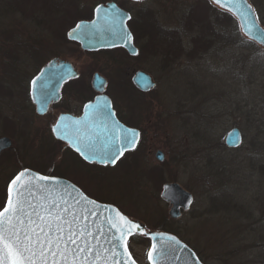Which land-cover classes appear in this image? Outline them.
I'll use <instances>...</instances> for the list:
<instances>
[{"label":"rangeland","instance_id":"374dc122","mask_svg":"<svg viewBox=\"0 0 264 264\" xmlns=\"http://www.w3.org/2000/svg\"><path fill=\"white\" fill-rule=\"evenodd\" d=\"M99 1L0 0V137L12 142L0 152V209L8 181L23 168L67 174L147 231L175 230L205 264H264V71H250L255 63L264 64V49L207 0H118L136 14L142 8L149 32L143 31L146 38L140 41L144 65L130 69L132 61L119 63L124 51L86 53L66 37ZM249 1L264 27V0ZM203 3L207 14L189 18L192 9L206 8ZM190 50L193 57L186 53ZM52 57L76 65L81 94L68 95L67 87L50 112L38 115L29 81ZM138 68L155 79L149 92L131 83ZM94 72L107 78L104 91L118 106L125 108V100L134 97L127 122L140 124L144 136L113 170L66 173L65 151L52 139L49 124L67 105L75 107L94 94ZM233 127L242 135L237 148L224 143ZM157 151L163 153L161 161ZM170 182L193 195L178 218L169 215L171 205L161 197ZM149 244L143 235L129 238L139 264H148Z\"/></svg>","mask_w":264,"mask_h":264},{"label":"snow or ice","instance_id":"6c2138e0","mask_svg":"<svg viewBox=\"0 0 264 264\" xmlns=\"http://www.w3.org/2000/svg\"><path fill=\"white\" fill-rule=\"evenodd\" d=\"M215 2L220 3V0ZM100 11V8L96 9L97 13ZM82 27L78 24L73 31ZM257 28V25H249V34L256 36ZM259 35L264 37V32ZM126 38L130 39V35ZM42 77L43 73L32 81L34 89ZM105 107L106 101L98 102L95 106L89 105L93 116L90 118L86 115L83 120L73 121L75 131L72 134H69L67 125L58 124L53 131L57 134L63 132L62 138L68 140L86 159L99 154L101 163L114 164L126 145L135 144L137 133L130 131L121 135V130L116 128L109 138L115 144V151L107 147L98 151L96 140L99 132L95 119ZM104 131H108L106 125ZM25 176L26 171H22L12 179L7 204L0 210V264H135L127 244L134 229L142 231L139 224L127 220L112 208L101 210L95 200L87 197L70 200L68 188L71 186H64L65 194H57L49 183H34L42 181L55 185L57 181L50 176H28L27 180H22ZM81 201H87V204ZM112 212L115 215H103ZM151 238L153 241L157 239L156 236ZM159 239L164 241L165 237ZM167 240L186 247L174 237H168ZM166 250L175 249H167V246L158 249L157 244L152 243L147 253L150 264H161V257L166 255Z\"/></svg>","mask_w":264,"mask_h":264},{"label":"water","instance_id":"95a60500","mask_svg":"<svg viewBox=\"0 0 264 264\" xmlns=\"http://www.w3.org/2000/svg\"><path fill=\"white\" fill-rule=\"evenodd\" d=\"M214 4L220 6L222 9L229 11L233 14L239 24V28L241 33L249 40L254 41L262 48H264V37L259 35L260 32H264V27L258 20L256 12L252 5L249 3L248 0H220V3H216L215 0H211ZM100 8L101 11L99 13L96 12V9ZM129 18V13L124 11L123 9L119 8L115 3H108L106 5H98L94 11V17L89 21H83L77 23L73 28L68 30L67 37L70 40H74L80 43L82 49L86 50H98L116 46L124 47L129 53L134 54L135 48L132 43V35L127 27V20ZM93 22H95V26H93ZM80 24L83 27L77 31H73L76 29V26ZM249 25H257V35L252 36L248 32ZM71 34V35H70ZM130 35V39L126 37ZM63 66V67H62ZM43 73V77L41 80L37 81L35 89L33 88L31 82V99L35 104L36 111L39 114H43L47 111L48 106L51 102H56L60 98V89L64 81L68 80L72 76H76V72L73 70V66L69 61H65L62 59H51L42 67L40 73L33 79L35 80L37 77L41 76ZM32 80V81H33ZM134 84L143 91H148L155 86V81L153 80L152 76L144 71H139L135 74L133 78ZM106 81L105 79L95 73L92 78V86L96 91L103 92L105 89ZM46 85V87H44ZM102 85V86H101ZM103 96V95H102ZM95 124L97 125V131L99 135L97 136L96 140V148L98 151H102L107 147L110 151H115V144L110 142V137L112 136V131L116 128L121 130V135H126L130 131L127 127L122 125L111 112V110L105 109L103 113L96 117ZM107 126L108 131H104V126ZM135 132V131H134ZM136 133V132H135ZM137 142V137H136ZM135 142V143H136ZM224 142L228 147H238L242 143V135L240 130L237 127L231 128L225 135ZM12 142L7 136L0 137V152L6 149H11ZM132 145H126L124 151L131 148ZM123 151V152H124ZM120 156V155H119ZM118 156V157H119ZM156 158L158 160L163 159V153L161 151L156 152ZM96 158L100 162L102 157L97 154ZM26 171V176L22 177V180H27L28 176L37 177L43 175L37 171H34L30 168H24L18 171L16 175L20 172ZM15 176L12 178L14 179ZM47 176V175H44ZM52 177L57 183L55 185L51 184L50 182H42V181H35V184L41 183H49L50 187H54L57 194H65L64 186H71L68 188V192L70 195L68 198L72 200L73 198L79 199L80 196L87 197L90 200H94L88 197L86 194L82 192L80 188L74 185L69 180L64 178ZM9 181L7 188H6V200L4 206L7 204L8 199V189L10 187L11 181ZM74 189V190H73ZM161 197L168 203H170L169 215L172 218H178L181 214V210L186 211L189 209L193 196L192 194L181 187L176 182L165 183L162 187ZM99 205V208L102 210L104 208H112L115 211H119L121 215H123L127 220L139 224L141 226L142 231L133 230L132 235H144L149 238L150 245L148 251L152 245V243H156L158 249L161 247L167 246V249L174 248V251L166 250V255L161 257V264H203L196 253L190 248L186 243L180 240L176 235L173 233L162 231V230H149L147 231L145 226L134 219H131L124 215L116 206L106 203H101L96 201ZM83 204H87V201H81ZM87 207L91 208V205H87ZM2 210V208L0 209ZM115 215V212L112 213H104L103 215ZM102 218V217H100ZM99 223V219L96 221ZM152 236H156L157 239L155 241L152 240ZM165 237L164 241H161L159 237ZM168 237H174L175 240L180 242V245H184L186 247H180L179 245H175L173 241L167 240ZM128 247V244H127ZM147 251V253H148ZM128 252L131 255L132 259L137 261L132 256L129 247ZM148 264L150 261L147 258Z\"/></svg>","mask_w":264,"mask_h":264},{"label":"flooded vegetation","instance_id":"af4514ba","mask_svg":"<svg viewBox=\"0 0 264 264\" xmlns=\"http://www.w3.org/2000/svg\"><path fill=\"white\" fill-rule=\"evenodd\" d=\"M117 1L118 0H101V1L97 2L95 4V6H94L89 18L88 17L87 18H80L71 27L75 26L79 22L91 20L94 17L95 8L98 5H100V4L106 5L108 3H115L119 8H121V9H123L126 12L129 13V18H128L126 24H127V27L129 29L131 35H132V43H133V46H134V48L136 50L134 54L129 53L122 46H116V47H110V48H104V49H98V50H84V49H82L80 47L79 43H77V42H74V43H76L82 49V51H84L86 53L108 52V51L119 50L120 49L121 51L125 52V54H122V55H125V57H122L120 59L119 63L120 62L122 63V62L126 61V59H127V60L132 61V63H133V66L130 69H133V68H136V67H141L144 64H143V62L139 61V59H140L139 55H140L141 51H143L142 46L140 45V41L142 40V38H144V37L146 38V35L142 36V35H144L143 31H147L148 32V30L145 29V26L143 24V18H142V15L145 14V13H143V10L141 8V11L138 10V13L136 14L131 8H128V7L124 6V5H121V3L117 2ZM124 1L127 2V3L136 4V3H140V2L145 1V0H124ZM207 1H209V3L211 4L212 8H215L216 10H220V11L222 10L220 6L214 4L211 0H207ZM164 29L165 28L162 29V34H164V32H165ZM140 31H142V32H140ZM158 32L161 33L159 30H158ZM162 34L161 35L158 34V35L160 37H162ZM66 37H67V32H66ZM145 40H146V43H147V39H145ZM160 41H162V38L160 39ZM160 57L163 58V59L166 58L167 57V53H162L160 55ZM52 58H58V57H52ZM136 61L139 62V63H137ZM72 66H73V70L76 72V76H72L68 80L63 82V84L61 86L60 98L56 102H51L49 104V107H48L49 112L51 111L52 107L55 105L54 103H58L64 97L63 94L66 95L65 89H67V87H69L67 89V91H66L68 93V95L69 94H73V93H75L76 95H77V93L81 94L80 93V90H81L80 84H78V81L81 79V72L78 69H76V67H75L76 65H74L73 63H72ZM40 70H41V68L38 70V72L29 81V99H30V103H32L33 106H34L35 112H36L35 104L33 103L32 99L30 97L31 96V94H30V86H31L32 80L39 74ZM139 71H144V72L148 73L143 68H138L137 70H135L132 73V76L130 77L131 83L136 87V89L139 92H143V93L149 92L152 89H150L148 91H143V90L139 89L133 82V78H134L135 74L137 72H139ZM95 73H99V72H94L92 74V78H93ZM100 75H102V74H100ZM102 76L106 80V86H105V90H106L107 85H108L107 78L104 75H102ZM92 78H91V80H92ZM152 78L155 81L153 76H152ZM90 86L92 87V90L94 91V94L89 99H86V100L82 101V103H80V104L78 102V105H76L75 107H70L69 108L68 105H67L66 106L67 107L66 110L59 112L55 116L53 121L49 124V132H50V135H51L52 139H54L56 142H59L62 145V147H63V149L65 151L66 157H65V162H64V165H63V167H64L63 170H65L66 173H67V171H75L76 173H81V170H83V171H85V170H87V171L88 170L89 171L93 170L96 173L97 172H101L102 173L103 171H106V170H113L117 166V164L123 159V157L126 154L131 153V151H133V149L135 148L134 147L135 144H134V145H132L131 148L125 150V152L120 157H118L116 159L114 164L113 163H101L96 158V155L92 156L91 159H86L85 155H82L79 151H77L76 148L73 147V145L71 143H69L68 140H65V139L62 138L63 132H61L60 134H57L56 132L53 131V129L58 124L59 125H67L69 134H72L75 131V125H73V123H72L73 121L83 120L86 115H88L90 118L93 116V112L90 109H88L89 105L95 106L98 102L106 101L107 102V107H105L104 110L105 109L111 110V112L114 114L115 118L122 125H124L125 127H127L128 129H130L132 131H135L137 133V142L141 138H143V136H144V130L141 128L140 124H138V126H135V125L130 124L129 122H127V118H128L127 112H130L131 108L134 107V104H133L134 100H132V99L131 100L130 99L125 100L126 107L122 108V107L118 106L117 101L114 99L113 96L109 97V95L106 94V91H104L102 93L97 92L93 88L91 81H90ZM90 86H89V88H90ZM131 96H132V94H131ZM47 111L44 114H46ZM36 114H37V112H36ZM44 114H38V115H44ZM61 117H64L63 121L61 120ZM128 119H130V118H128ZM88 155L91 156V153H88ZM33 170H36L38 172L43 173L42 171H40L38 169H35V168ZM44 174L50 175V176H57V177H61V178H64L66 180H69L70 182H72L76 186H79L81 188V190H83V192L85 194H87V196H89L90 198H93L94 200L99 201V202L109 203V204L115 205L114 203H111L109 201L100 200L96 196H92L85 189H82V186L78 182H76L75 180L70 178L67 174L66 175H64V174H52V173H44ZM115 206H117V205H115Z\"/></svg>","mask_w":264,"mask_h":264},{"label":"trees","instance_id":"16d2710c","mask_svg":"<svg viewBox=\"0 0 264 264\" xmlns=\"http://www.w3.org/2000/svg\"><path fill=\"white\" fill-rule=\"evenodd\" d=\"M204 4V3H203ZM206 3L203 5V6H205L206 7ZM210 8H211V6H210ZM57 9L56 8H54V11H56ZM193 10H197V12H194V13H192L191 14V12L193 11ZM192 11L191 12H189V18H191V17H204L206 14H207V12H208V9H207V7L204 9V10H202L201 11V7H197V8H195V9H192ZM203 16H202V15ZM223 14L224 15H226L227 17H232V15H230V14H228V13H225V12H223ZM194 15V16H193ZM207 24H209V23H207ZM249 41V40H248ZM171 45H173L174 43L173 42H169ZM198 43L200 44L201 43V41H198ZM170 45V46H171ZM174 48H176V45H175V47ZM192 50H190V51H188V52H186V53H188V54H190V53H192L191 52ZM180 53H183V52H180ZM176 55H178L177 53H176ZM190 56L191 57H193L191 54H190ZM258 70H260V71H264V64L262 63V61H259V62H257V63H255L254 65H252L251 67H250V71H251V74H252V72H255V71H258ZM254 74V73H253ZM133 97V96H132ZM133 100H134V97L132 98ZM161 229V228H160ZM164 229V228H163ZM171 232H173L174 234L176 233V231L175 230H171ZM176 235V234H175ZM201 259V258H200Z\"/></svg>","mask_w":264,"mask_h":264}]
</instances>
